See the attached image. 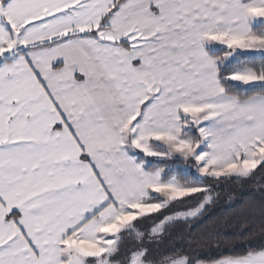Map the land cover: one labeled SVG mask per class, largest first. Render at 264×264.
Returning a JSON list of instances; mask_svg holds the SVG:
<instances>
[{
	"label": "snow or ice",
	"instance_id": "6c2138e0",
	"mask_svg": "<svg viewBox=\"0 0 264 264\" xmlns=\"http://www.w3.org/2000/svg\"><path fill=\"white\" fill-rule=\"evenodd\" d=\"M0 264H264V0H0Z\"/></svg>",
	"mask_w": 264,
	"mask_h": 264
},
{
	"label": "trees",
	"instance_id": "16d2710c",
	"mask_svg": "<svg viewBox=\"0 0 264 264\" xmlns=\"http://www.w3.org/2000/svg\"><path fill=\"white\" fill-rule=\"evenodd\" d=\"M230 186H234V187H242V186H240V185H237V184H230ZM253 190V186H243L242 187V192H241V194H240V196L238 197V199H236V200H242V198H244V197H246L251 191ZM225 195H226V190L224 189V191L222 192V194H221V199L222 198H224L225 197ZM219 207H215L214 209H213V212L215 213V216H216V223H217V225L220 227V230L222 231V232H231V231H233L234 229L231 227V222H230V219H229V227L228 228H224L223 227V224H224V222H225V219H228V218H226L225 216H224V209L228 206V205H226V206H221V204L219 203Z\"/></svg>",
	"mask_w": 264,
	"mask_h": 264
},
{
	"label": "rangeland",
	"instance_id": "374dc122",
	"mask_svg": "<svg viewBox=\"0 0 264 264\" xmlns=\"http://www.w3.org/2000/svg\"><path fill=\"white\" fill-rule=\"evenodd\" d=\"M226 195L224 198L220 199L219 202L217 203V207H219V203L221 206H226L229 204V197H232L234 200L238 199L242 192V187H234V186H226Z\"/></svg>",
	"mask_w": 264,
	"mask_h": 264
}]
</instances>
